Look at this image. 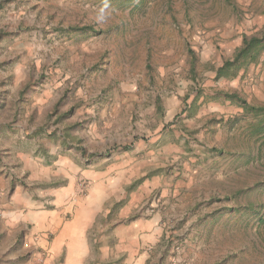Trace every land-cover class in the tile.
Segmentation results:
<instances>
[{
    "label": "rangeland",
    "instance_id": "1",
    "mask_svg": "<svg viewBox=\"0 0 264 264\" xmlns=\"http://www.w3.org/2000/svg\"><path fill=\"white\" fill-rule=\"evenodd\" d=\"M144 3L0 0V177L21 175L25 157L50 171L67 170L69 158L79 193L93 181L80 171L117 188L103 220L160 213L158 231L136 241L146 264H264V227L230 211L262 202L264 188L226 198L264 174L243 165L252 141L247 121L233 119L241 107L213 97L238 92L264 105V54L235 78L216 76L244 35L263 33L264 0ZM87 24L102 33L69 30ZM189 49L199 59L196 77ZM109 233L105 253L116 250ZM2 235L0 227V264H51L44 247L22 255L21 243Z\"/></svg>",
    "mask_w": 264,
    "mask_h": 264
},
{
    "label": "crops",
    "instance_id": "2",
    "mask_svg": "<svg viewBox=\"0 0 264 264\" xmlns=\"http://www.w3.org/2000/svg\"><path fill=\"white\" fill-rule=\"evenodd\" d=\"M23 161L21 175L25 176L20 177L13 170L0 177L3 192L0 227L2 237L7 236L12 247L21 243L18 251L22 255L33 254L38 246L44 247L51 264H57L55 260L61 257L66 259L65 264H90L93 260L97 264H103L104 260L119 264L115 262L117 259H121L120 264H146L149 256L137 251L136 241L146 243V233L158 231L160 213L132 221L103 220L112 212L108 204L119 200L117 188L112 185L105 188L94 181L99 176L80 171V175L93 181L85 194L79 193L80 188L73 183L69 158L63 160L67 170L58 168V171H50L30 157ZM58 180L66 182L56 183ZM49 182L53 186H48ZM130 211L129 207L123 209L121 216H127ZM108 229L111 234L107 235L115 237L117 244L115 251L107 249L105 253L101 243L107 237L103 231ZM35 235L38 241L34 240ZM93 241L100 243L99 254L93 249Z\"/></svg>",
    "mask_w": 264,
    "mask_h": 264
},
{
    "label": "trees",
    "instance_id": "3",
    "mask_svg": "<svg viewBox=\"0 0 264 264\" xmlns=\"http://www.w3.org/2000/svg\"><path fill=\"white\" fill-rule=\"evenodd\" d=\"M111 2H117L123 5L125 8H136L138 5H144V0H110ZM69 30L81 32V33H92L99 35L102 30L93 24H87L84 26H76L69 28ZM189 54L191 56L190 60V71L194 77H196L198 57L194 50L189 49ZM264 54V31L263 33H257L253 35H244L242 39V44L231 58L224 61L217 69V77H229L235 78L238 76L241 70H246L251 64L258 63ZM214 99L230 101L239 107H241V114L235 119V124L240 120L247 121L246 128V138L250 139L252 142H247V147L242 148L243 158L245 166L252 165L254 171H260L264 174V105H255L247 101L246 98L241 96L238 92H226L218 91L214 94ZM264 176V175H263ZM264 188V178L263 180H257L254 186L249 188H240L235 190L232 195H227L226 198H235L240 195H247L250 197V193H254L256 189ZM242 209L232 206L230 211L238 213H248L251 215L250 220L259 227H264V198L262 202H254L249 204V208L241 212ZM254 223V222H253ZM254 223V224H255Z\"/></svg>",
    "mask_w": 264,
    "mask_h": 264
},
{
    "label": "built area",
    "instance_id": "4",
    "mask_svg": "<svg viewBox=\"0 0 264 264\" xmlns=\"http://www.w3.org/2000/svg\"><path fill=\"white\" fill-rule=\"evenodd\" d=\"M2 194H3V192H2V190L0 188V208H1V202H2ZM159 203H160V199L159 198H154V200H153V202L151 204V207H152L151 211H153L156 207H158Z\"/></svg>",
    "mask_w": 264,
    "mask_h": 264
}]
</instances>
